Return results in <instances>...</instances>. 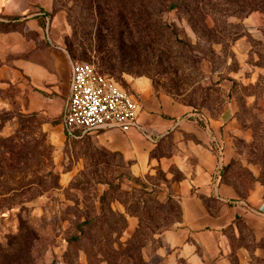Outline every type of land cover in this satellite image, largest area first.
I'll list each match as a JSON object with an SVG mask.
<instances>
[{
	"label": "rangeland",
	"instance_id": "obj_1",
	"mask_svg": "<svg viewBox=\"0 0 264 264\" xmlns=\"http://www.w3.org/2000/svg\"><path fill=\"white\" fill-rule=\"evenodd\" d=\"M162 1L0 0V264H172L159 235L181 207L161 192L238 194L264 249V0ZM61 59L94 64L143 112L176 119L156 149L182 162L139 174L96 133L69 138Z\"/></svg>",
	"mask_w": 264,
	"mask_h": 264
},
{
	"label": "crops",
	"instance_id": "obj_2",
	"mask_svg": "<svg viewBox=\"0 0 264 264\" xmlns=\"http://www.w3.org/2000/svg\"><path fill=\"white\" fill-rule=\"evenodd\" d=\"M72 63V62H71ZM60 68L59 80L65 85L66 94L69 92V80L71 65L68 67L67 61L61 59L58 63ZM56 77H48V87L51 91L56 90L54 81ZM139 85L143 82H138ZM62 99V98H60ZM63 100V107L66 99ZM61 103V102H60ZM143 107V106H142ZM176 116V115H174ZM139 123L142 132L133 129L128 132L118 130H102L99 132L87 133L96 137L105 146V150L110 153H119L127 160H133L135 170L139 174H144L153 165L161 163L164 166L172 163L180 164L183 155L160 154V148L156 149L158 138L165 137L169 129L174 130L178 125L176 119H166L159 115H150L141 110ZM179 133L175 132V135ZM80 136L76 139H82ZM156 149V150H155ZM164 151V148H162ZM168 149H170L168 147ZM206 149V150H205ZM198 150V155L209 167H214L216 157L207 148ZM158 155H154V153ZM196 153L192 155L195 157ZM204 168V164L197 165ZM204 173L210 175L203 169ZM238 194H157V199L163 203L175 201L181 207V218L170 227L165 228L159 235L163 242V248L169 256L168 263L172 264H258L264 259V249L259 246L260 229L259 222L250 211L236 199ZM213 204L221 206L222 211L214 208ZM264 212V204L261 206ZM246 221L256 235L255 248H249L244 244L240 228ZM163 249V250H164Z\"/></svg>",
	"mask_w": 264,
	"mask_h": 264
},
{
	"label": "built area",
	"instance_id": "obj_3",
	"mask_svg": "<svg viewBox=\"0 0 264 264\" xmlns=\"http://www.w3.org/2000/svg\"><path fill=\"white\" fill-rule=\"evenodd\" d=\"M142 106L135 93L94 64L71 63L62 122L69 138L76 139L102 130H141L139 115Z\"/></svg>",
	"mask_w": 264,
	"mask_h": 264
},
{
	"label": "trees",
	"instance_id": "obj_4",
	"mask_svg": "<svg viewBox=\"0 0 264 264\" xmlns=\"http://www.w3.org/2000/svg\"><path fill=\"white\" fill-rule=\"evenodd\" d=\"M161 3H162L161 4L162 8L165 7V5H166V7H168V9H173V8H175L177 6V3L175 2V0H163ZM167 3H170V4L167 5ZM29 18H30V16H27V15H25L23 17L15 16V17L10 18V21H13V22H24V21L28 20Z\"/></svg>",
	"mask_w": 264,
	"mask_h": 264
}]
</instances>
